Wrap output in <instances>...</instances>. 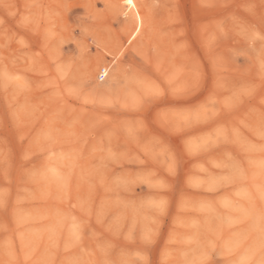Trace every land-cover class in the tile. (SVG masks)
<instances>
[{
  "label": "rangeland",
  "instance_id": "1",
  "mask_svg": "<svg viewBox=\"0 0 264 264\" xmlns=\"http://www.w3.org/2000/svg\"><path fill=\"white\" fill-rule=\"evenodd\" d=\"M132 1L0 0V264H264V0Z\"/></svg>",
  "mask_w": 264,
  "mask_h": 264
},
{
  "label": "built area",
  "instance_id": "2",
  "mask_svg": "<svg viewBox=\"0 0 264 264\" xmlns=\"http://www.w3.org/2000/svg\"><path fill=\"white\" fill-rule=\"evenodd\" d=\"M105 73L108 74V70L106 67L102 68L99 72V79L100 80H104L106 78L107 75H105Z\"/></svg>",
  "mask_w": 264,
  "mask_h": 264
},
{
  "label": "snow or ice",
  "instance_id": "3",
  "mask_svg": "<svg viewBox=\"0 0 264 264\" xmlns=\"http://www.w3.org/2000/svg\"><path fill=\"white\" fill-rule=\"evenodd\" d=\"M125 2H126L129 6H132V0H125ZM105 75H107V73H105Z\"/></svg>",
  "mask_w": 264,
  "mask_h": 264
},
{
  "label": "bare ground",
  "instance_id": "4",
  "mask_svg": "<svg viewBox=\"0 0 264 264\" xmlns=\"http://www.w3.org/2000/svg\"><path fill=\"white\" fill-rule=\"evenodd\" d=\"M132 5H133V1H132Z\"/></svg>",
  "mask_w": 264,
  "mask_h": 264
}]
</instances>
